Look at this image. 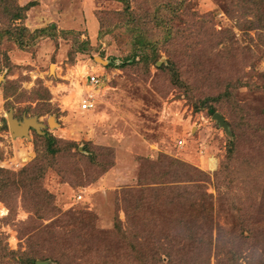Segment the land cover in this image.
Masks as SVG:
<instances>
[{"label": "rangeland", "instance_id": "1", "mask_svg": "<svg viewBox=\"0 0 264 264\" xmlns=\"http://www.w3.org/2000/svg\"><path fill=\"white\" fill-rule=\"evenodd\" d=\"M257 7L0 0V264L264 263Z\"/></svg>", "mask_w": 264, "mask_h": 264}, {"label": "water", "instance_id": "2", "mask_svg": "<svg viewBox=\"0 0 264 264\" xmlns=\"http://www.w3.org/2000/svg\"><path fill=\"white\" fill-rule=\"evenodd\" d=\"M213 118L216 119L220 125L223 127L226 126L223 118L219 114H214ZM8 127L13 136L25 137L30 129H39V124L35 123L34 119H24L22 122H19L12 118L11 115L8 116Z\"/></svg>", "mask_w": 264, "mask_h": 264}, {"label": "trees", "instance_id": "3", "mask_svg": "<svg viewBox=\"0 0 264 264\" xmlns=\"http://www.w3.org/2000/svg\"><path fill=\"white\" fill-rule=\"evenodd\" d=\"M261 0H245V7H247L248 8V11H250V10H255V11H257V9H259L257 6H258V3L260 2ZM13 12H12V14H11V16H12V19L13 20H19L21 17V14H20V11H21V9H17L16 8V11H15V8L12 10ZM14 29H19V28H14ZM5 32H3V30H0V34H3V33H7V32H9V33H11V31L10 30H8V29H6V30H4ZM22 31H24L23 29H22ZM260 40L261 41H264V38H260ZM146 42L145 43H147V40H145ZM141 43V41L139 40V41H136V44H140ZM147 44H149V43H147ZM135 47V46H134ZM152 50V49H151ZM153 51H154V49H153ZM132 58H133V55H132ZM209 112L212 114V115H214V111H212V109H209ZM241 233H242V230H241ZM264 235V234H263ZM242 238H244V240L245 239H247L248 237H246V236H243ZM263 238H264V236H263ZM255 241H254V244H257V242H259V238L257 237V238H255L254 239ZM262 241H264V239H262ZM230 243V242H229ZM230 253V252H229ZM186 255H187V253H186ZM186 255H184V256H186ZM241 257V256H240ZM252 257V256H251ZM251 257H249V259L251 258ZM254 258L256 257V256H253ZM170 258V257H169ZM256 259V258H255ZM257 259L259 260V262L257 263V264H264V263H262L261 262V260L262 259H259L258 257H257ZM256 259V260H257ZM170 260H172V258H170ZM28 262L29 263H31V264H33L34 263V261L33 260H28ZM238 264H242L241 263V261L240 260H238ZM246 264V263H245ZM247 264H249V263H247ZM250 264H253V262L252 263H250ZM254 264H255V262H254Z\"/></svg>", "mask_w": 264, "mask_h": 264}, {"label": "built area", "instance_id": "4", "mask_svg": "<svg viewBox=\"0 0 264 264\" xmlns=\"http://www.w3.org/2000/svg\"><path fill=\"white\" fill-rule=\"evenodd\" d=\"M86 83H87V86H90L88 87L89 90L87 92V96L83 99H81L80 101V109L82 111H91L92 109H94V97L92 95V90L97 88V86H100V81H99V78L98 76H96L95 74L94 75H88L86 77ZM182 144V141H179V145ZM79 198V197H78Z\"/></svg>", "mask_w": 264, "mask_h": 264}, {"label": "bare ground", "instance_id": "5", "mask_svg": "<svg viewBox=\"0 0 264 264\" xmlns=\"http://www.w3.org/2000/svg\"><path fill=\"white\" fill-rule=\"evenodd\" d=\"M50 124H51V125H53V122H52V121H50ZM213 163H214V161H213Z\"/></svg>", "mask_w": 264, "mask_h": 264}, {"label": "flooded vegetation", "instance_id": "6", "mask_svg": "<svg viewBox=\"0 0 264 264\" xmlns=\"http://www.w3.org/2000/svg\"><path fill=\"white\" fill-rule=\"evenodd\" d=\"M50 123V122H49ZM34 130V129H33ZM11 132V131H10ZM28 132H30V130L28 131Z\"/></svg>", "mask_w": 264, "mask_h": 264}]
</instances>
